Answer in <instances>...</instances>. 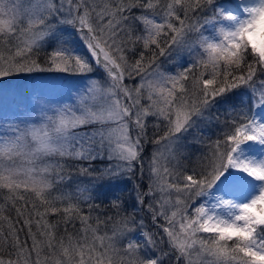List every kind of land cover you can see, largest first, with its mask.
Instances as JSON below:
<instances>
[{
	"label": "snow or ice",
	"instance_id": "snow-or-ice-1",
	"mask_svg": "<svg viewBox=\"0 0 264 264\" xmlns=\"http://www.w3.org/2000/svg\"><path fill=\"white\" fill-rule=\"evenodd\" d=\"M262 15L264 0H0V264H264ZM189 145L207 151L192 163ZM230 170L254 185L242 201ZM137 210L165 221L167 248Z\"/></svg>",
	"mask_w": 264,
	"mask_h": 264
},
{
	"label": "trees",
	"instance_id": "trees-1",
	"mask_svg": "<svg viewBox=\"0 0 264 264\" xmlns=\"http://www.w3.org/2000/svg\"><path fill=\"white\" fill-rule=\"evenodd\" d=\"M218 2H228V0H218ZM201 21H202V18H201ZM225 24H227V22H225ZM202 30H204V29H202ZM208 30L210 31V27ZM161 59H164V58L162 57ZM166 67L172 68L173 66L171 64H168V65H166ZM130 83H132V82H130ZM237 99H242L244 101V103H247V96L246 95H242V96L238 97ZM216 114L220 116L221 121L225 117V114L223 113V111H220ZM218 131H219L218 127H211V126L210 127H204V128H202L201 139H204L206 142H210L216 136ZM145 147L147 148V150L149 152L152 151V145L151 144H148ZM198 149H199V147H197V145H189V147H188V151L192 154V163H194L196 160V159H194V157L196 158V155L194 156V151H198ZM192 163L185 161V164L188 168L192 167ZM74 179H75V174H74ZM78 180L86 182L87 178L86 177H79ZM81 186H83V185H81ZM120 187H121V189H124L126 186L121 185ZM61 189L65 193L75 194L76 184L70 181L67 184L62 185ZM53 195H59V193L55 192V193H53ZM81 206L83 207L85 214H87V211H88L87 206L83 205V204ZM128 207L131 210V208H132V201L131 200H129V202H128ZM136 214H137L138 218H142L144 220L145 228L150 229L157 236V239H160L161 237L163 238L165 243L162 244L161 247L167 248V243H166L167 237L162 232V226L165 225V221L161 218L158 221H156V223H153L150 215H147L145 212L137 210ZM78 223L79 222L77 221V224ZM146 253H147V251L145 252V254ZM166 264H176V262L170 257L168 260H166Z\"/></svg>",
	"mask_w": 264,
	"mask_h": 264
},
{
	"label": "rangeland",
	"instance_id": "rangeland-1",
	"mask_svg": "<svg viewBox=\"0 0 264 264\" xmlns=\"http://www.w3.org/2000/svg\"><path fill=\"white\" fill-rule=\"evenodd\" d=\"M18 2L21 4V6L22 7H25L26 5H27V0H18ZM139 12H140V9H133V14H139ZM78 47H79V45H78ZM81 50V53L83 54V49L81 48L80 49ZM97 75H99V72L97 73ZM130 83V82H129ZM217 135H219V131H218V133L216 134V136L213 138V140L217 137ZM210 140V139H209ZM211 142V141H210ZM197 147H199V149H198V151H194V156L196 155V158L194 157V159H197V157H199V156H201L202 155V153H206V151H207V149L204 147V146H202V145H200V146H197ZM151 153V151L149 152L148 150H147V148H146V151H145V155L147 156L148 154H150ZM230 173L233 175V171L232 170H230ZM146 182V181H145ZM240 196H241V194H240ZM249 196V193H248V195H247V197ZM246 197V196H245ZM203 203H206L208 206H211V202L208 200V198L207 199H204L203 201H202ZM194 203H195V201H194ZM189 211L191 212L192 211V209L190 208L189 209ZM134 238L136 239V240H142V237L137 233V234H134ZM147 251V253H146V255H153L154 253L152 252V250L151 249H145V252ZM149 253V254H148ZM165 264H166V261H165Z\"/></svg>",
	"mask_w": 264,
	"mask_h": 264
},
{
	"label": "bare ground",
	"instance_id": "bare-ground-1",
	"mask_svg": "<svg viewBox=\"0 0 264 264\" xmlns=\"http://www.w3.org/2000/svg\"><path fill=\"white\" fill-rule=\"evenodd\" d=\"M250 2H255V0H250ZM234 176H238V179L240 180V182L242 183V184H247V189H248V192H249V196L254 192V185H252V184H250V183H248L247 181H245L244 180V177H243V175L242 174H236L235 173V175ZM246 189V190H247ZM209 199V201L210 202H214V203H216V201H215V199H213V198H208ZM240 200L242 201V200H244V197L243 198H240Z\"/></svg>",
	"mask_w": 264,
	"mask_h": 264
},
{
	"label": "clouds",
	"instance_id": "clouds-1",
	"mask_svg": "<svg viewBox=\"0 0 264 264\" xmlns=\"http://www.w3.org/2000/svg\"><path fill=\"white\" fill-rule=\"evenodd\" d=\"M260 24L264 25V15L261 16Z\"/></svg>",
	"mask_w": 264,
	"mask_h": 264
}]
</instances>
